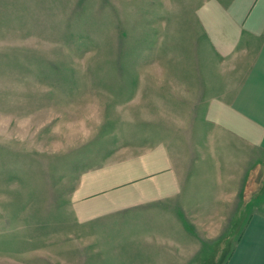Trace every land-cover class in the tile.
<instances>
[{"label": "rangeland", "instance_id": "1", "mask_svg": "<svg viewBox=\"0 0 264 264\" xmlns=\"http://www.w3.org/2000/svg\"><path fill=\"white\" fill-rule=\"evenodd\" d=\"M197 1L0 0V264H136L76 225L72 194L84 172L159 142L189 174L188 202L208 194L191 220L202 264L224 259L264 148L202 127Z\"/></svg>", "mask_w": 264, "mask_h": 264}, {"label": "crops", "instance_id": "2", "mask_svg": "<svg viewBox=\"0 0 264 264\" xmlns=\"http://www.w3.org/2000/svg\"><path fill=\"white\" fill-rule=\"evenodd\" d=\"M195 4L202 41V127L247 149L264 148V0ZM172 150L169 142L155 143L134 157L84 172L74 189L76 225L101 241H121L124 262L136 253V264H202V217L198 230L191 220L206 209L201 198L208 194L200 190L197 204L188 202L189 174L181 172ZM206 162L203 158L199 168ZM213 163L222 165L217 158ZM236 214L241 232L220 235L227 241L220 264H264V184Z\"/></svg>", "mask_w": 264, "mask_h": 264}]
</instances>
